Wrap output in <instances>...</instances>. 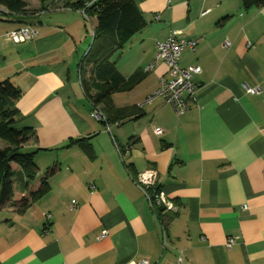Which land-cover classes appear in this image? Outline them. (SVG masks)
<instances>
[{"label": "crops", "instance_id": "crops-1", "mask_svg": "<svg viewBox=\"0 0 264 264\" xmlns=\"http://www.w3.org/2000/svg\"><path fill=\"white\" fill-rule=\"evenodd\" d=\"M75 1L56 8L47 1L27 22L8 16L0 24L2 42L11 44L0 49L14 54V73L6 76L22 90L14 102L20 123L35 133L24 149L34 152L41 171L59 166L24 212L0 209V264H179L180 252V264H264V5L134 0L147 24L115 67L125 78L139 75L110 94L107 110L121 109L125 117L105 122L90 117L81 86L93 35L89 41ZM25 25L37 36L6 38ZM172 30L197 41L194 50L182 49L179 64L201 68L181 115L160 98L145 102L167 77L155 43ZM9 66L0 61L1 70ZM71 139L90 148L67 145ZM147 168L157 172L173 211L151 209L135 184ZM104 229L107 235L97 239Z\"/></svg>", "mask_w": 264, "mask_h": 264}, {"label": "trees", "instance_id": "trees-1", "mask_svg": "<svg viewBox=\"0 0 264 264\" xmlns=\"http://www.w3.org/2000/svg\"><path fill=\"white\" fill-rule=\"evenodd\" d=\"M5 2L11 12L17 13L23 4L18 0ZM45 1V0H41ZM78 0L71 4L75 9L84 7L85 2ZM245 7L262 6L264 0H242ZM91 21L93 41L83 66H89L88 76L81 80L85 96L91 105H99L105 122L123 119L121 109L108 111L110 94L132 84L139 72L125 78L115 67L125 45L147 24L134 0H93L85 9ZM6 18V17H5ZM0 16V20L5 19ZM22 95L21 88L10 78L0 80V209L11 207L18 213L24 212L29 203L43 195L48 180L59 170L57 163L41 171L34 159V152L26 151L24 145L35 133L32 127L21 125V116L14 102ZM78 143L85 149L90 145L84 139L69 140L67 145ZM22 170L25 181L21 189H15L13 175Z\"/></svg>", "mask_w": 264, "mask_h": 264}, {"label": "built area", "instance_id": "built-area-1", "mask_svg": "<svg viewBox=\"0 0 264 264\" xmlns=\"http://www.w3.org/2000/svg\"><path fill=\"white\" fill-rule=\"evenodd\" d=\"M92 3V1L85 2L83 8L79 9L80 13L86 17L85 9ZM38 32L35 28L25 25L17 29L10 30L6 32L5 36L9 40L19 43L25 40H29L37 36ZM181 34L180 30H172L170 34L164 40L157 41L155 43V59L162 60L167 66V77H161L159 79L158 86L151 91V93L146 97L145 102H150L156 98L162 99L164 102L169 103L176 115H181L185 113L190 102L194 99L195 85L192 81V76L198 74L201 71L198 65H189L183 67L179 64V58L182 49L185 47L191 50L195 49L196 40H185L179 38ZM229 42L226 40L224 46L228 47ZM154 63H151L148 68H152ZM246 91L250 93H258L260 91L259 86L248 87L246 86ZM89 115L94 120L105 121V116L100 109L99 105H92ZM154 132L159 134L161 130L159 128H154ZM128 151V149L126 150ZM157 172L153 168H147L133 178L135 184L144 193L147 202L151 209H159L163 212L173 211L175 205L170 200L165 192L157 186L156 184ZM90 189H94V185H90ZM75 204L76 201L72 200ZM243 208L245 205L242 206ZM163 232V246L166 243V236L164 226H162ZM107 235V230H102L97 236V239H101ZM233 243V238L229 237L226 243V247H230ZM182 254L177 257V261L180 264L182 262ZM128 264H148L146 260L132 261Z\"/></svg>", "mask_w": 264, "mask_h": 264}, {"label": "rangeland", "instance_id": "rangeland-1", "mask_svg": "<svg viewBox=\"0 0 264 264\" xmlns=\"http://www.w3.org/2000/svg\"><path fill=\"white\" fill-rule=\"evenodd\" d=\"M19 2H21L23 4L21 10H19L17 13H13L10 11V9L7 7L5 2H0V16H4V17H8V16H23V21L27 22L29 19V16L34 15V13H36L37 11H40L41 9H44L43 4L47 1L51 2L52 7H64L63 6V0H45L44 2L41 0H18ZM93 1V0H91ZM7 23L8 20L7 19H3L0 20V24H4ZM86 26L89 30L88 32V37H89V41H91V30H92V26H91V21L90 19L86 18ZM11 45V44H8ZM7 44L4 45V43L2 42V39L0 38V46L1 47H7ZM4 53H3V52ZM132 55V54H131ZM3 59H5L6 64H8L9 66V61L14 59V54L11 53V51H5L4 49H0V61L3 62ZM1 70V69H0ZM87 71L82 72V76H81V80L86 78L88 75L86 73ZM11 73V74H9ZM13 69L12 67H8V69H3L0 71V76L2 77V79L8 78L7 76L11 77L10 75H13ZM5 75V76H4ZM7 75V76H6ZM0 79V80H2ZM100 106V105H99ZM3 143L0 141V146H2ZM24 173L22 170H17L14 172L13 175V184L15 187H17L18 189H21L23 187L24 184Z\"/></svg>", "mask_w": 264, "mask_h": 264}]
</instances>
